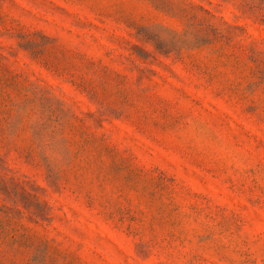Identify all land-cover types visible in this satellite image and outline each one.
Listing matches in <instances>:
<instances>
[{
	"label": "rangeland",
	"instance_id": "rangeland-1",
	"mask_svg": "<svg viewBox=\"0 0 264 264\" xmlns=\"http://www.w3.org/2000/svg\"><path fill=\"white\" fill-rule=\"evenodd\" d=\"M0 264H264V0H0Z\"/></svg>",
	"mask_w": 264,
	"mask_h": 264
}]
</instances>
